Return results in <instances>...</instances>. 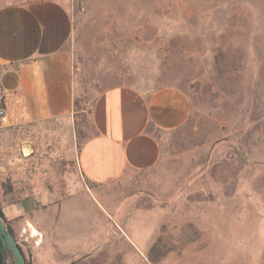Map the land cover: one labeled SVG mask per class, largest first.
Instances as JSON below:
<instances>
[{
	"label": "rangeland",
	"instance_id": "1",
	"mask_svg": "<svg viewBox=\"0 0 264 264\" xmlns=\"http://www.w3.org/2000/svg\"><path fill=\"white\" fill-rule=\"evenodd\" d=\"M57 1L72 18L74 112L16 151L65 183L57 195L87 194L80 237L45 264H264V0ZM119 85L176 87L190 115L162 136L155 168L101 196L76 152L93 101Z\"/></svg>",
	"mask_w": 264,
	"mask_h": 264
},
{
	"label": "crops",
	"instance_id": "2",
	"mask_svg": "<svg viewBox=\"0 0 264 264\" xmlns=\"http://www.w3.org/2000/svg\"><path fill=\"white\" fill-rule=\"evenodd\" d=\"M72 31L70 12L57 0L0 4V104L7 115L0 125V211L15 239L30 245L35 264L65 252L83 226L87 193L57 195L65 183L49 182L33 167V153L16 151L31 140L25 132L67 124L73 115L78 81L67 50ZM190 108L176 87L105 89L91 106L92 132L76 152L81 178L103 196L105 188L152 170L162 136L182 127Z\"/></svg>",
	"mask_w": 264,
	"mask_h": 264
},
{
	"label": "water",
	"instance_id": "3",
	"mask_svg": "<svg viewBox=\"0 0 264 264\" xmlns=\"http://www.w3.org/2000/svg\"><path fill=\"white\" fill-rule=\"evenodd\" d=\"M23 244L18 242L10 229L7 228L4 219L0 213V249L5 248L10 252L13 264H33L32 254L27 250V257L23 251ZM7 264V263H4Z\"/></svg>",
	"mask_w": 264,
	"mask_h": 264
},
{
	"label": "built area",
	"instance_id": "4",
	"mask_svg": "<svg viewBox=\"0 0 264 264\" xmlns=\"http://www.w3.org/2000/svg\"><path fill=\"white\" fill-rule=\"evenodd\" d=\"M7 124V115H6V108L4 105L0 104V125Z\"/></svg>",
	"mask_w": 264,
	"mask_h": 264
},
{
	"label": "trees",
	"instance_id": "5",
	"mask_svg": "<svg viewBox=\"0 0 264 264\" xmlns=\"http://www.w3.org/2000/svg\"><path fill=\"white\" fill-rule=\"evenodd\" d=\"M1 213V211H0ZM2 215V213H1ZM3 218V215H2ZM10 254L9 251H7L5 248H3V250L0 249V264H4L5 263V259L6 257Z\"/></svg>",
	"mask_w": 264,
	"mask_h": 264
}]
</instances>
